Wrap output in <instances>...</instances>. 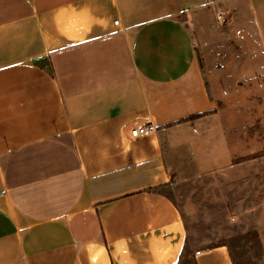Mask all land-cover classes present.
I'll use <instances>...</instances> for the list:
<instances>
[{
    "label": "crops",
    "instance_id": "obj_1",
    "mask_svg": "<svg viewBox=\"0 0 264 264\" xmlns=\"http://www.w3.org/2000/svg\"><path fill=\"white\" fill-rule=\"evenodd\" d=\"M256 95L264 0H0V264H235L152 188L249 153Z\"/></svg>",
    "mask_w": 264,
    "mask_h": 264
},
{
    "label": "rangeland",
    "instance_id": "obj_2",
    "mask_svg": "<svg viewBox=\"0 0 264 264\" xmlns=\"http://www.w3.org/2000/svg\"><path fill=\"white\" fill-rule=\"evenodd\" d=\"M224 16L228 23L226 12ZM240 105V116L248 122L253 136L249 153L217 174L174 181L159 190L170 195L180 208L188 247L227 244L235 264H264L259 236L264 225V99L256 95Z\"/></svg>",
    "mask_w": 264,
    "mask_h": 264
},
{
    "label": "built area",
    "instance_id": "obj_3",
    "mask_svg": "<svg viewBox=\"0 0 264 264\" xmlns=\"http://www.w3.org/2000/svg\"><path fill=\"white\" fill-rule=\"evenodd\" d=\"M216 13H217L218 18L220 19V21L222 23H227V19L224 16V11L223 10L217 9ZM115 23L118 24V21H116ZM155 128H156V126L154 124H152V123L143 124L141 126H137V127L133 128L131 130V136L134 137V138L141 137V136H146L149 133L153 132L155 130ZM196 253L199 254L200 251H197Z\"/></svg>",
    "mask_w": 264,
    "mask_h": 264
},
{
    "label": "trees",
    "instance_id": "obj_4",
    "mask_svg": "<svg viewBox=\"0 0 264 264\" xmlns=\"http://www.w3.org/2000/svg\"><path fill=\"white\" fill-rule=\"evenodd\" d=\"M198 57H199L200 64H201V65H203V64H202V59H201V56H200V55H198ZM50 72H51V73L53 72L51 68H50ZM153 189H155V190H158V189H159V187H157V188H152V190H153Z\"/></svg>",
    "mask_w": 264,
    "mask_h": 264
}]
</instances>
